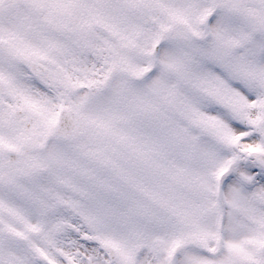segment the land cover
Instances as JSON below:
<instances>
[{"label": "snow or ice", "instance_id": "6c2138e0", "mask_svg": "<svg viewBox=\"0 0 264 264\" xmlns=\"http://www.w3.org/2000/svg\"><path fill=\"white\" fill-rule=\"evenodd\" d=\"M0 264H264V0H0Z\"/></svg>", "mask_w": 264, "mask_h": 264}]
</instances>
